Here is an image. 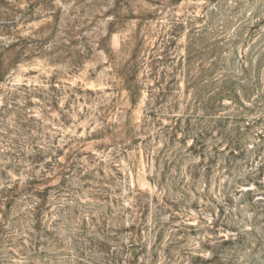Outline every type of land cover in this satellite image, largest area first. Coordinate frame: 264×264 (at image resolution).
I'll use <instances>...</instances> for the list:
<instances>
[{"label": "rangeland", "instance_id": "1", "mask_svg": "<svg viewBox=\"0 0 264 264\" xmlns=\"http://www.w3.org/2000/svg\"><path fill=\"white\" fill-rule=\"evenodd\" d=\"M0 264H264V0H0Z\"/></svg>", "mask_w": 264, "mask_h": 264}]
</instances>
